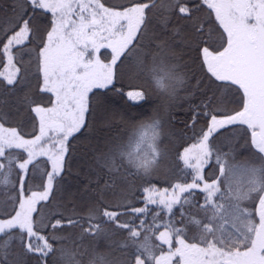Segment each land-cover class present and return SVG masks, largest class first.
Wrapping results in <instances>:
<instances>
[{
	"label": "snow or ice",
	"instance_id": "6c2138e0",
	"mask_svg": "<svg viewBox=\"0 0 264 264\" xmlns=\"http://www.w3.org/2000/svg\"><path fill=\"white\" fill-rule=\"evenodd\" d=\"M202 5L211 10L210 16L215 13V20L226 34V38L221 34L224 42L219 48L214 46L215 42L205 39L206 24L212 21L193 15ZM153 9L163 13L162 27L160 32L149 35L148 13ZM12 12L14 23L0 28V54L7 56V66L13 70L0 76H4L8 85L19 82L18 74L23 65L15 67L14 51L35 44L32 51L36 53L38 70L43 76L41 91L51 93L53 98L49 100V107L35 105L31 108L39 120V134L32 139H25L16 128L4 129L0 124V175L3 176L0 184H7L11 175L12 149H23L27 153V159L15 164L21 171L27 173L36 157L45 155L51 162V171L46 172V181L40 177L43 192H32L30 196L24 194L26 176H19V207L13 209L14 216L0 220V236L18 228L22 242L23 234L28 237L26 251L37 254L42 262L58 251L60 264H85V257H89L87 264H114L107 255L81 252L75 244L71 248H54L49 240L56 238L40 234L43 219L34 217L33 213L40 211L38 201L50 199L54 181L63 168L66 142L86 125L85 116L91 111L90 93L95 95L93 89L112 85L119 64L134 56L133 67L145 80L141 90L127 93L129 99L147 102L155 94L162 105L170 106L186 80L174 50L179 36L181 44H196L202 55V67H206L215 81L222 82L216 92L197 105L210 120L206 130L201 129L197 144L185 148L180 157L194 173L192 182L174 184L171 193L167 189L160 193L145 189L146 193H151L146 197L145 207L131 208L130 213L127 211L130 203L105 205L103 222L118 221L121 215L139 217L148 212V204H159L169 213L173 212L174 205H180V223L184 227L166 225L156 237L160 244H153L150 235L137 239L142 233H152L153 227L159 225L146 226L143 219L140 230L129 228L128 223L117 225L129 231L123 246L135 248V264H146V261L147 264H264V0H130L129 6L119 9L106 7L102 0H13ZM174 15L185 21L183 28L191 32L189 39L181 35L179 27L171 30V36L164 35ZM39 20L45 23H37ZM201 44L206 46L201 48ZM101 49L111 50V59L106 63L98 55ZM232 86L242 92V106L238 111L229 110L226 97L216 94L221 87L231 89ZM198 115V112L194 114V121ZM243 125L251 130V147L255 151L250 160L236 164L228 159L230 153H222L213 141L230 127ZM161 135L162 121L150 117L136 124L126 140L102 153L97 159L107 177L104 189L115 192L128 182L129 176L150 174L164 157L158 146ZM45 141H48L47 146ZM144 143L148 144V151L141 152ZM213 156L220 174L211 183L204 182L202 191L206 196L204 203L197 207L193 203V190L200 188V182L204 181L202 170ZM238 168L247 177L243 182L234 178ZM221 183L225 192L221 191ZM156 195L160 196L159 200ZM216 196L225 203H215ZM249 200L254 201L253 211L241 207V202ZM184 205L190 207L185 209ZM111 207H123L126 211H109ZM98 211V208L91 210L88 219H101ZM254 217H258V223ZM80 219L83 218L60 214L51 227L53 231L74 227ZM229 223L239 234L236 239L231 238V233L225 236V225ZM106 231L99 224L90 223L83 234L99 235ZM188 231L193 232L191 239L196 240L195 243L187 242ZM174 238L176 246L173 248ZM14 239L8 235L7 240L0 241V264H9L8 249ZM163 245H168L167 252ZM156 250L160 255L154 254Z\"/></svg>",
	"mask_w": 264,
	"mask_h": 264
},
{
	"label": "trees",
	"instance_id": "16d2710c",
	"mask_svg": "<svg viewBox=\"0 0 264 264\" xmlns=\"http://www.w3.org/2000/svg\"><path fill=\"white\" fill-rule=\"evenodd\" d=\"M106 7H115L119 9L120 6H129L130 0H102ZM13 0H0V28L10 27L14 23V15L12 12ZM178 12V8L176 9ZM207 5H202L198 12L193 15L199 17L203 21L211 20L212 23L206 24L205 27V39L209 43L215 42L214 46L219 48L224 41L221 39L223 34V28L219 26V22L215 20V16L211 13L209 15ZM149 20L147 23V31L151 33L161 31V18L163 13L153 9L152 12L148 13ZM50 18V14H49ZM37 23L41 25L45 23L44 20H39ZM185 21L180 19L178 15L170 17V23H168V31L164 33L166 36L172 35V29L181 28V35L186 39L191 37V32L187 28H183ZM151 33L149 35H151ZM11 33H9L10 35ZM226 38V34H223ZM210 36V39H209ZM176 37L177 43L175 45V52L179 57V63L182 65V71L186 73V80L183 85V89L180 90L176 96L177 100L171 102L172 106H164L160 99H157L156 95L147 101H133L129 99L127 93L129 91L141 90V86L145 85V80L138 74L130 75L129 72L134 71V56L125 60L124 63L119 64V68L115 70L113 84L109 85L104 89H93L95 95L91 96V111L86 114V125L82 127L81 131L75 133L66 142V151L64 156L63 168L60 176L54 181V190L50 193V199L48 201H39L37 208L40 210L39 213H34L33 216L43 219L41 224V235L45 237L54 236L55 240H49L54 248H71L75 244L81 252L85 250L89 254L104 253L108 249V258L110 259V246H114L115 254L120 258L118 264H135L136 250L135 248L124 247V242L129 237V231L118 227V224H129V228L139 229L141 220L146 221L147 225H159V227H153L152 233H142L138 240H143L144 235H150L151 242L153 244H160V241L156 239L161 231L165 230V226L173 224L176 228H182L184 225L180 223V205L173 206V212L169 213L166 209L159 204H148V212L141 214L139 217L135 215H121L118 221L111 223H104L106 218L102 217V213L105 210V205H115L117 203H130V208L127 211L130 213L131 208L145 207L146 197L151 193H146L145 189H152L155 193H160L165 189L169 193L172 191V186L176 183L187 184L191 183L194 173L188 168L183 160L180 159L181 154L185 148H190L192 145L197 144L199 137L202 135L201 129L206 130L209 117L204 116V109L197 108V105H201L208 96L216 92L217 86L221 85L222 82L215 81V78L210 77L207 73L206 67H202V55L197 50L196 44L190 43L191 45L181 44ZM182 48L187 52V55H181L178 52V47ZM205 44H201L199 47H204ZM35 48V44H28L27 47L17 48L14 51L13 63L16 68H21L22 71L18 74L21 79L19 82L13 85H8L4 76H0V124H3L5 128H16L17 131L24 136L25 139L33 137L39 128V121L37 120L34 112L31 108L35 105L43 107H49V100L52 97L51 93L42 92L41 85L43 83L42 73L38 70V62L36 60V53L32 51ZM38 51V49H37ZM186 60V62H185ZM119 63V62H118ZM8 58L5 55L0 54V73H5L13 69L8 67ZM237 86H232L231 89L227 87H221L220 91L216 94L218 96L226 97L225 103L229 110H240L242 106V92L236 90ZM179 95L182 98L179 100ZM227 101H232L228 103ZM104 103L103 110L111 111L118 116L121 120V127L116 125L109 129L107 140L99 132L95 135V132L90 128V125L94 122L96 115H98V109L100 105ZM176 106V108H173ZM106 108V109H105ZM179 109V110H178ZM102 110V111H103ZM115 111V112H114ZM199 113L195 121L193 116L195 113ZM95 117V118H94ZM156 118L162 121V132L171 134L169 139L159 137L158 146L166 152L163 159L160 160L158 166H156L148 175L129 176L128 182L121 185L120 188L116 189L115 192L104 189L105 180L107 179L104 172L98 164V157L107 152L110 146L119 143L121 140H126L128 134L132 128L141 121L148 120L149 118ZM241 128L243 130V136L247 140L248 129L245 126H236L235 129ZM92 131V132H89ZM89 132V133H88ZM89 139L88 144L97 143L100 146L99 150L94 149L91 153L90 159H85L82 162L80 156L79 141H83L86 135ZM225 133H221L216 138H221ZM99 136V138H98ZM101 136V137H100ZM93 137V139H92ZM108 143H104V142ZM48 141H45V145ZM238 143V142H237ZM164 144L168 145V148H164ZM240 144V143H238ZM229 146L220 147L223 153L231 152ZM237 146V145H236ZM227 147V148H226ZM142 150L148 151V144L144 143ZM255 151L247 148L244 151ZM11 157L13 159V166L11 168V175L8 177L7 184H11L10 187H4L0 184V213H6V215H0V218H5L12 215L15 211L17 204L19 203V195L21 191V185L19 181L20 169L15 167L16 163L25 159V152L23 149H12ZM19 156V159L16 157ZM48 160L40 158L37 162L29 165L28 172L25 174L26 183L23 185L24 194L28 195L32 191L41 192L44 189L40 187L41 179L43 176L46 181V172L49 171ZM6 168L5 173L9 171L7 168V162L5 161ZM85 167L84 173L81 176L90 179L85 184L87 185L82 190L85 191L88 200L84 201L81 197L78 202H75L74 196L80 193L77 189H80V180L77 181L75 175H70L72 168ZM170 168L168 172L166 169ZM87 170V171H86ZM218 176V175H217ZM216 176V177H217ZM204 177V176H203ZM211 177V181L216 179ZM75 178V181H74ZM3 176L0 175V180ZM206 178H204L205 180ZM201 183V182H200ZM193 190L194 200L193 203L199 207L204 203L206 193L202 191L203 188H197ZM221 191L225 192L226 189L221 183ZM13 197H17L13 200ZM157 200L160 199L159 195H156ZM74 199V201H73ZM190 199H192L190 197ZM215 203L224 204L225 201L219 196L213 198ZM103 201V203H101ZM258 202V201H257ZM185 209L189 208L190 205H184ZM248 210L253 211L254 201L249 204ZM98 208L97 215L101 219L89 220L88 216L91 210ZM109 211L125 212L126 209L123 207L116 208L111 207ZM159 213V215H157ZM60 214L64 216H73L74 219H80V223L74 227H65L60 230L53 231L51 224L55 222V219L60 218ZM154 217H156L154 219ZM258 223V217L253 218ZM207 222V220H205ZM99 224L102 229H106V232H102L99 235L83 234L84 229L89 227V224ZM46 225V227H45ZM82 225V227H81ZM112 233L113 237H117L118 244H110L106 241V238ZM83 234V235H82ZM8 235H12L15 239L11 242L8 249L9 264H60L59 257L60 253L53 252L43 262L37 254L28 253L25 248V244L28 242V237L25 234L23 242L21 241V233L19 229H15L12 232L0 236V241L7 240ZM189 239L188 243L196 242L191 239V234L187 232ZM61 237H66L61 241ZM34 242L35 238H32ZM211 239V237H209ZM167 246V248L165 247ZM176 246L175 238L173 239V248ZM163 250L168 251V245H163ZM155 255L160 254L159 250H156ZM89 257H85V264ZM143 258V257H142ZM147 264V261H146Z\"/></svg>",
	"mask_w": 264,
	"mask_h": 264
},
{
	"label": "rangeland",
	"instance_id": "374dc122",
	"mask_svg": "<svg viewBox=\"0 0 264 264\" xmlns=\"http://www.w3.org/2000/svg\"><path fill=\"white\" fill-rule=\"evenodd\" d=\"M213 16H215V13L212 12ZM151 32L148 31V34H150ZM153 33H151L152 35ZM186 39H189V38H186ZM179 41V39H178ZM180 43V42H179ZM186 45H191L190 43H186ZM178 48V52L181 54V55H187V52H185L184 49L182 48H179V46H177ZM219 47V46H218ZM98 55H100V58L102 61H104L105 63L111 59V50L110 49H101L100 50V53H98ZM186 62V60H185ZM134 71H130L129 74L131 75H134V74H137L136 73V70L133 69ZM182 98V95H179V100ZM174 100H177L176 98ZM173 100V101H174ZM103 106H104V103H102L99 107L100 109H98V115H96V118L94 120V122L90 125V130L92 129L94 132H95V135L97 134V132H99L103 137L105 136V140H107V137L110 138V135L108 136V133H109V129L113 128V127H116V125H119V127H121V120L118 119V116H115V114L111 111V109L108 111V109L103 110ZM172 106V105H170ZM173 108H176V106H173ZM103 110V111H102ZM179 110V109H178ZM115 112V111H114ZM36 115V114H35ZM86 117V116H85ZM38 120V118H37ZM39 121V120H38ZM247 128L246 125H243ZM4 129H9V128H5L3 126ZM11 129V128H10ZM89 132H92L90 131ZM88 132V133H89ZM251 130H248V135L247 136V140L246 138L243 136V130L241 128H229L228 132L224 134L223 137L221 138H216L214 139L213 143L216 144L219 148L222 147V146H227L228 145H232V146H229V149L231 152L230 153V156L228 157V159H230V161L232 163H236V164H239L241 162H244V161H248L250 160V157H251V153L254 152V151H244V149H251ZM2 134V133H0ZM39 134V128H38V132L35 134V135H38ZM87 136H89L88 134L85 136V143H83V141H79V148H80V156L79 158L81 157L82 159V162H84V158L85 159H90V156L91 153H93L92 151L94 149H100L99 147L100 146H103V143H101L100 145H98L97 143H93L92 145L91 144H88L90 142L89 139L87 138ZM34 137V136H33ZM33 137H31L30 139H32ZM101 137V136H100ZM162 138H166V139H169V137H171V134L170 133H167V132H162V135H161ZM99 138V136H98ZM93 139V137H92ZM240 144H238V143ZM105 144L108 143V142H104ZM48 143H46V146H47ZM237 145V146H236ZM143 147V145H142ZM168 148V145L164 144V148ZM226 147V148H227ZM143 148H141V152H145L144 150H142ZM254 149V148H253ZM148 150V149H147ZM163 150V149H162ZM220 151L222 152L221 148H220ZM164 155H166V152H163ZM223 153V152H222ZM25 159H27V153L25 152ZM167 156V155H166ZM40 158H45L48 160V165H49V171H51V162L49 161L48 159V156L45 155V156H38L36 157V159L33 161L34 162H37L38 159ZM23 161V160H22ZM20 161V162H22ZM72 168V172L69 173L70 175H75V178L77 177V181L80 180V188H81V192H80V189L78 188L77 191L80 193V196L79 195H76L74 196V199H75V202H78V200L83 197L84 201L88 200V198L86 197V193L85 191H83L82 189L84 187H86L87 185L85 184L87 181H89L90 179H88L87 177L83 178L80 174V173H84V170H85V167L82 166L81 168L77 167V168ZM170 170V168H167L166 169V172H168ZM87 171V170H86ZM26 173L21 171L20 170V175H25ZM204 178H206L204 181H201L200 183V188H203V184L204 182H208V183H211V181H207V180H210L211 177H216L217 175L219 176V166L216 164L215 162V156H213L210 160H209V163L206 164L202 170V173H201ZM75 178H74V181H75ZM234 178H239L241 180V182L245 181L247 179L246 176H243L242 173H241V170L238 168L235 170V176ZM9 183V182H8ZM4 187H10L11 184H6V185H3ZM224 186V185H223ZM198 190V189H196ZM32 192H38V191H32ZM30 192L28 194V196L31 195ZM43 192V191H41ZM163 192V191H162ZM39 193V192H38ZM73 199V201H74ZM39 202V201H38ZM253 201L249 200V201H243L241 202V207L242 208H247V206H249L250 203H252ZM19 207V203L17 204L16 208L18 209ZM250 211V209H249ZM34 214V213H33ZM15 215V212L10 215V216H14ZM10 216L8 217H5V218H0V220H3V219H8L10 218ZM230 219V218H229ZM225 228H226V232H225V236L228 235V233H231V238L232 239H236L238 237V233L235 231L234 228L231 227V224H226L225 225ZM189 233L191 235H193V232L192 231H189ZM106 241L110 244H118L117 242V237H113L112 233H110V235L106 238ZM195 243V242H193ZM110 246V260H112L114 262V264H118V260H119V256L117 254H115V248L114 246ZM203 246V245H202ZM167 248V246H165ZM109 250V249H108ZM108 250L104 253H99V254H105L108 256ZM96 253V252H95ZM160 255V254H157V256ZM175 259V258H174ZM154 264V262H153Z\"/></svg>",
	"mask_w": 264,
	"mask_h": 264
}]
</instances>
